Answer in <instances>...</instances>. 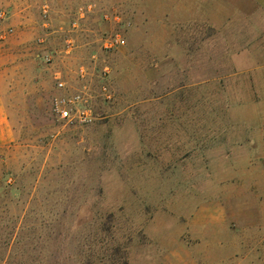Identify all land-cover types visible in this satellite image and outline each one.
<instances>
[{"label":"rangeland","instance_id":"374dc122","mask_svg":"<svg viewBox=\"0 0 264 264\" xmlns=\"http://www.w3.org/2000/svg\"><path fill=\"white\" fill-rule=\"evenodd\" d=\"M0 105V264H264V0H0Z\"/></svg>","mask_w":264,"mask_h":264},{"label":"built area","instance_id":"2783aa9c","mask_svg":"<svg viewBox=\"0 0 264 264\" xmlns=\"http://www.w3.org/2000/svg\"><path fill=\"white\" fill-rule=\"evenodd\" d=\"M3 17V13H1ZM63 81L60 86H64ZM56 110L62 119L79 120L88 122L92 120L93 114L81 93L69 95L56 103Z\"/></svg>","mask_w":264,"mask_h":264},{"label":"crops","instance_id":"0c3cea01","mask_svg":"<svg viewBox=\"0 0 264 264\" xmlns=\"http://www.w3.org/2000/svg\"><path fill=\"white\" fill-rule=\"evenodd\" d=\"M1 106V105H0Z\"/></svg>","mask_w":264,"mask_h":264}]
</instances>
